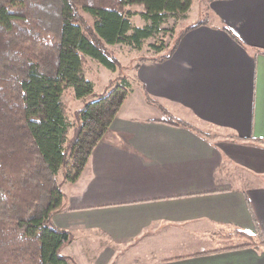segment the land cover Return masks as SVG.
Segmentation results:
<instances>
[{
	"label": "crops",
	"instance_id": "obj_1",
	"mask_svg": "<svg viewBox=\"0 0 264 264\" xmlns=\"http://www.w3.org/2000/svg\"><path fill=\"white\" fill-rule=\"evenodd\" d=\"M203 1L212 20L169 59L134 65L130 93L62 185L51 222L73 234L61 253L77 264L128 253L141 264H264V0ZM234 230L259 245L225 249Z\"/></svg>",
	"mask_w": 264,
	"mask_h": 264
},
{
	"label": "trees",
	"instance_id": "obj_2",
	"mask_svg": "<svg viewBox=\"0 0 264 264\" xmlns=\"http://www.w3.org/2000/svg\"><path fill=\"white\" fill-rule=\"evenodd\" d=\"M193 2L0 0V264H77L61 253L73 234L54 226L51 217L63 208V183L81 174L131 90L126 75L118 74L95 92L82 71L89 61L119 70L109 46L139 50L168 15H186ZM134 6L141 8L143 26L131 23ZM205 23L185 26L172 44L151 43L139 61L169 59L181 36ZM68 89L82 102L74 124L61 100ZM225 238L236 241L225 249L259 245L241 230Z\"/></svg>",
	"mask_w": 264,
	"mask_h": 264
},
{
	"label": "rangeland",
	"instance_id": "obj_3",
	"mask_svg": "<svg viewBox=\"0 0 264 264\" xmlns=\"http://www.w3.org/2000/svg\"><path fill=\"white\" fill-rule=\"evenodd\" d=\"M206 2V0H205ZM205 3L203 0H195L191 9L187 12L186 15H168L165 21L159 25V32L156 34L155 37L148 38L145 40L144 44L139 50H134L126 45L115 44L109 46V49L113 52L114 56L118 59L120 63V69L114 72L103 68L100 65H97L94 62L89 61L88 66L85 70L82 71V75L92 82L93 89L95 92H100L103 90L104 84L107 82L108 79L113 78L117 74L126 75L129 81H132V73L134 65L139 61V58L142 56L149 55L150 50L149 45L151 43L159 42L162 39L164 42L168 44H172L174 38L178 34V32L184 28L185 26L189 25L190 23L194 22L197 18L205 19V22H209L212 20V14L206 13L204 14L205 8L202 7ZM131 11L136 13L131 17V23L134 26H143L145 22L141 20L139 15L137 14L140 12L141 8L134 6L130 7ZM201 9V10H200ZM200 11V13H198ZM83 16L91 22L92 19L87 14L82 13ZM62 102L66 105L69 115V122L70 124H74L73 120V113L82 106V102L77 100L73 97L72 90L68 89L61 95ZM192 121V120H191ZM192 125L197 128L198 130H202L206 134L216 135L218 132L213 130V128H209L206 125H203L200 122L192 121ZM72 132V128H71ZM70 132V133H71ZM214 138V137H212ZM61 179V174L59 175V180ZM67 248H64L62 253L66 252ZM123 264H141L137 261L136 257L132 254H127V256L122 260ZM144 262V261H143ZM116 261L114 262V264ZM119 264V263H117Z\"/></svg>",
	"mask_w": 264,
	"mask_h": 264
}]
</instances>
